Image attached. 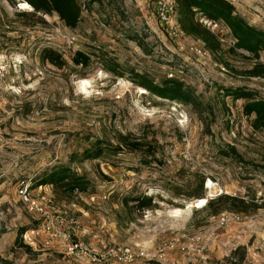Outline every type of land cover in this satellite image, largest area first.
Segmentation results:
<instances>
[{"label": "rangeland", "instance_id": "1", "mask_svg": "<svg viewBox=\"0 0 264 264\" xmlns=\"http://www.w3.org/2000/svg\"><path fill=\"white\" fill-rule=\"evenodd\" d=\"M231 1L264 30V0ZM90 3L70 29L57 15H26L32 7L0 0V52L10 63L24 61L0 75V264H109L125 246L144 256L120 264H264V131L244 111L248 98L223 94L225 87L243 88L264 99V78L249 74L259 60L236 47L224 23L216 54L192 36L171 38L156 15L157 0ZM45 47L67 63L43 61ZM77 50L91 55L87 68L72 61ZM171 68L197 104L153 95L133 80L144 72L160 82ZM82 79L90 82L86 89ZM119 133L157 144L156 158L123 150L71 161L96 138L116 145ZM61 164L88 185L70 196L57 195L51 184L35 189L63 220L51 234L17 187ZM219 195L245 199L248 210L227 200L210 205ZM135 196L152 197L153 206L123 205ZM203 197V206H189ZM22 228L36 229L22 235L30 250L17 241ZM63 233L101 260L66 256Z\"/></svg>", "mask_w": 264, "mask_h": 264}, {"label": "trees", "instance_id": "2", "mask_svg": "<svg viewBox=\"0 0 264 264\" xmlns=\"http://www.w3.org/2000/svg\"><path fill=\"white\" fill-rule=\"evenodd\" d=\"M91 1L102 0H88V3L82 2V0H18V2L29 3L33 8L32 12H23V14L57 15L64 25L70 29H76L79 26L84 9H88ZM177 3L178 20L186 35L201 40L211 53H219L221 41L208 27L203 25L199 15L208 19L223 21L236 38V47L248 51L259 60L249 71L250 76L264 78V61H260V58L264 55V30L252 25L239 14L231 0H177ZM41 58L43 61H48L58 67H63L67 63L63 55L51 47H45L42 50ZM91 60V55L82 50H77L72 56V61L82 68H87ZM109 70L115 73L118 72L115 67H110ZM133 80L153 95L187 104L198 103L195 91L178 77H166L158 82L144 72H135ZM223 94L233 95L235 98H248L249 100L244 104V111L249 117L253 116V127L264 131L263 98L254 97L252 93L246 92L243 88L225 87ZM117 142L115 145L104 138H96L89 143V146L84 148L81 154L73 156L71 161L81 162L86 159L101 157L105 153L118 154L123 150L141 152L147 158H156L157 144L152 141H145L131 134L119 133ZM235 156L241 158L238 153ZM30 182L33 188L39 185L51 184L57 195L67 196L73 195L76 191H86L88 185L86 177L67 164L55 165L40 176L37 182L32 183L31 180ZM224 200L237 204L241 211L248 210L249 203L245 199L229 195H219L209 204L212 205L215 202ZM130 202H132L131 206ZM122 203L134 210H143L153 206V198L135 196L123 200ZM25 230V228L20 229L17 241L30 250L32 247L24 244L22 239Z\"/></svg>", "mask_w": 264, "mask_h": 264}, {"label": "built area", "instance_id": "3", "mask_svg": "<svg viewBox=\"0 0 264 264\" xmlns=\"http://www.w3.org/2000/svg\"><path fill=\"white\" fill-rule=\"evenodd\" d=\"M177 0H157L156 3V15L163 25L164 29L167 31L168 35L171 38L178 39L180 36L184 35V31L181 28V25L178 20V12H177ZM203 19V20H202ZM201 20L215 35L219 38V35L224 34L225 25H223V21L221 20H212L203 17ZM225 24V23H224ZM195 50L198 54L204 55L207 52L204 48L195 47ZM22 59H15L11 63L8 62L7 57L4 53L0 52V75H4L7 68H15L20 67L23 64ZM177 70L170 69L168 73L169 78L177 77ZM2 102V96L0 95V103ZM46 185H39L36 188L31 186V182L28 180H22L18 187L17 192L20 199L27 204L28 209L31 212L37 213L41 217V228L46 230L48 233H56L59 231L60 223L63 222L62 219L55 216L49 210L47 203L45 201V197L39 194L38 196H34V191L37 188H43ZM94 199V197H92ZM51 202V200H50ZM60 222V223H59ZM26 235L29 237L34 236L36 234V229H29L25 231ZM29 232L31 235H29ZM88 231L83 229V233L86 234ZM64 238V246L62 248V252L70 257L77 259L79 261H100L101 257L95 253H93L92 249L85 244L80 239H75L71 233H63ZM137 256H144V253L136 254V252L128 247H121L115 253V259L109 264H120L122 262H132Z\"/></svg>", "mask_w": 264, "mask_h": 264}, {"label": "bare ground", "instance_id": "4", "mask_svg": "<svg viewBox=\"0 0 264 264\" xmlns=\"http://www.w3.org/2000/svg\"><path fill=\"white\" fill-rule=\"evenodd\" d=\"M21 6V8H23V9H31V6L29 5V3H27V2H21V4H20ZM90 82L87 80V79H82L81 80V86L83 87V88H87V85L89 84ZM212 183V182H211ZM211 185V184H210ZM210 189V188H209ZM208 200H207V198H205V197H203V198H199V199H197L193 204H189V206L190 207H192V206H194V207H196V208H199V207H201V206H203L206 202H207Z\"/></svg>", "mask_w": 264, "mask_h": 264}]
</instances>
